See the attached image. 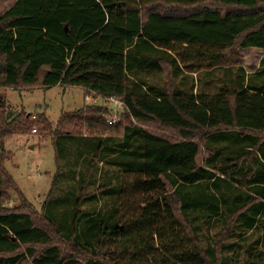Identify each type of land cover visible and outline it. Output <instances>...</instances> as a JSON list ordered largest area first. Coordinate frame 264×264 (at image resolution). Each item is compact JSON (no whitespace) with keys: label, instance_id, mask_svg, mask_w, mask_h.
Instances as JSON below:
<instances>
[{"label":"trees","instance_id":"1","mask_svg":"<svg viewBox=\"0 0 264 264\" xmlns=\"http://www.w3.org/2000/svg\"><path fill=\"white\" fill-rule=\"evenodd\" d=\"M246 48L264 50V0H17L0 16V85L79 86L122 100L127 121L110 123L106 107L90 105L64 115L74 127L56 135L83 140L73 164L92 152L87 174L97 159L115 167L98 186L111 188L107 210L84 208L97 197L83 184L61 219L50 199L40 210L27 199L6 207L13 179L10 156L0 155V264H264V249L238 261L223 243L204 248L188 226L192 212L209 222L237 215L245 230L263 223L264 58L259 71L240 67L211 94L148 80L164 64L176 77L224 66ZM5 107L0 96V153L11 136ZM152 122L178 137L140 124ZM229 181L249 192L230 197Z\"/></svg>","mask_w":264,"mask_h":264},{"label":"rangeland","instance_id":"2","mask_svg":"<svg viewBox=\"0 0 264 264\" xmlns=\"http://www.w3.org/2000/svg\"><path fill=\"white\" fill-rule=\"evenodd\" d=\"M15 0H0V15H2ZM264 58V50L258 48H246L239 50V56L234 57L232 62L225 63L224 66H214L212 68L204 67L194 71H183L176 77L168 64H164L162 72H156L151 76L149 81L169 88L181 87L186 91L195 93H214L218 92L220 86L224 85V80L234 77L239 68L242 67L247 73H256L260 70L262 59ZM43 68L40 74L42 77ZM207 81V82H206ZM86 91L79 86L55 85L50 88L44 87L40 81L32 86H1L0 96L6 103V115H12L5 122L10 133V139L4 143L3 151L0 155L9 157L7 163V171L13 179L11 185H6L4 197V205L10 209L20 207L23 199H27L38 210L41 209L44 202L49 200L54 206V213L59 212L58 218L61 219L62 214L71 211L74 200L78 196L79 191L76 189L84 186V192L94 194L91 205L87 202L83 203L84 208L91 210L112 207V200L106 194L108 188L98 190V186L108 177L114 175L116 170L109 162L94 160V175L87 174V163L93 158L92 152L86 153L85 164L81 161L78 166L73 164V152L79 153V148L84 147V142L80 137H72L70 135H57V131L72 129L71 124L61 123L64 115H72L78 113L81 109L88 110L91 102L86 99ZM105 101L100 102L104 105ZM112 109V108H110ZM106 114V120L111 114V110ZM30 114L28 123L30 128L23 129V124ZM125 112L118 115L119 121L125 120ZM32 114V115H31ZM42 114L47 118V128L42 130L38 125L42 121ZM37 115V116H36ZM18 116V117H17ZM37 117L36 119H34ZM17 120H16V119ZM37 121V123H36ZM118 121V122H119ZM127 121V119L125 120ZM137 122V121H135ZM61 123V124H60ZM117 123V122H116ZM143 127L158 133L167 134L178 137L177 132L161 127L158 123H140ZM82 130L89 131L90 128L81 127ZM34 129H38L34 133ZM113 130H108V132ZM112 135H117L115 132ZM262 135V134H261ZM264 135V134H263ZM70 136V137H69ZM92 141H96L92 139ZM33 146V148H32ZM88 148V147H87ZM90 157V159H89ZM89 159V160H88ZM11 161V162H10ZM83 172L75 173L74 169ZM78 171V170H77ZM107 171V173H105ZM91 177V180L89 178ZM56 181L55 185H53ZM228 185L232 186L230 188ZM54 186V187H53ZM111 189V188H110ZM232 189V190H231ZM222 190L226 191L230 197H236L239 192L248 193V188L240 186L234 181H229L223 185ZM107 196H105V195ZM105 197H107L105 199ZM232 200H235L233 198ZM89 202V201H88ZM233 203V202H232ZM230 202V205H232ZM235 209H237L235 207ZM100 210V209H99ZM240 210V209H239ZM236 211V214L239 213ZM125 215L132 214V211L126 210ZM191 229L198 231V236L204 248L214 247L218 244H224L227 247L222 248V252L227 255L237 253L238 261L243 258L249 259L250 254L247 250L255 251V249H264V220L260 227L254 230H245L238 227L237 215H226L224 218L214 219L210 222L207 219V213H191ZM193 219V220H192ZM219 220V221H218ZM59 223V221L57 220ZM237 243L238 250L234 252V248L229 245Z\"/></svg>","mask_w":264,"mask_h":264},{"label":"built area","instance_id":"3","mask_svg":"<svg viewBox=\"0 0 264 264\" xmlns=\"http://www.w3.org/2000/svg\"><path fill=\"white\" fill-rule=\"evenodd\" d=\"M85 97L87 100H89V102H91V105H101L100 102L104 100L105 103L102 106L106 107L107 109L112 108L110 109L112 112L111 114H109V117L107 119V121L110 123L118 122V115L123 113L127 109L125 103L122 100L113 96H98L95 92L91 91L88 92ZM34 133H37V129H34Z\"/></svg>","mask_w":264,"mask_h":264},{"label":"crops","instance_id":"4","mask_svg":"<svg viewBox=\"0 0 264 264\" xmlns=\"http://www.w3.org/2000/svg\"><path fill=\"white\" fill-rule=\"evenodd\" d=\"M16 2H17V0H15L14 3H13V4H12L7 10H9V9H10V8H11ZM7 10H6V11H7ZM6 11H5V12H6ZM5 12H4V13H5ZM4 13H3V14H4ZM3 14H2V15H3ZM0 16H1V15H0ZM258 50H262V49H259V48H258ZM206 82H207V81H206ZM248 192H249V191H248Z\"/></svg>","mask_w":264,"mask_h":264},{"label":"water","instance_id":"5","mask_svg":"<svg viewBox=\"0 0 264 264\" xmlns=\"http://www.w3.org/2000/svg\"><path fill=\"white\" fill-rule=\"evenodd\" d=\"M32 148H33V146H32Z\"/></svg>","mask_w":264,"mask_h":264}]
</instances>
